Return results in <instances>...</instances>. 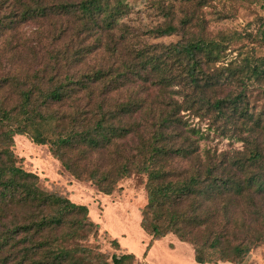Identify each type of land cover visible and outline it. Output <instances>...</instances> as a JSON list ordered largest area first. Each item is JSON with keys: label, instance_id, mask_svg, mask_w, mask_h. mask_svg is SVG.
<instances>
[{"label": "trees", "instance_id": "obj_1", "mask_svg": "<svg viewBox=\"0 0 264 264\" xmlns=\"http://www.w3.org/2000/svg\"><path fill=\"white\" fill-rule=\"evenodd\" d=\"M181 1L203 8L218 0ZM21 5L13 13L14 24L50 17L71 19L73 27L62 22L53 40L70 30L78 38L95 37V49L104 46L106 50L111 49L110 35L127 8L125 0H27ZM162 11L167 18L171 14L170 8ZM8 20L10 17H0V29H6ZM260 20L262 24L253 35L256 46H239L235 58L220 67L215 66L223 63L227 46L240 40L238 33L176 43L163 47L161 56L156 50L137 51L135 60L122 63L123 70L117 66L82 74L76 68L85 51H92L90 46L73 53L67 48L48 50L46 63L33 74L1 79L0 91L7 90L8 97L14 95L16 102L0 101V264L137 261L132 253L113 254L108 260L106 254L83 244L98 234V224L91 221L86 206L69 200L64 186L51 182L49 188H40L36 174L17 166L13 154L16 135L28 136L35 145H48L52 156L76 180L90 181L104 195L120 192L117 183L132 168L145 174L147 204L140 211V228L149 240L144 259L155 241L172 234L192 247L198 262L243 264L255 241L241 240L232 245L226 232L217 234L216 229H227L231 222L226 211L219 221L218 202L224 194L232 203L239 199L264 219V207L260 206L264 204V120L249 112L245 94L257 86L264 96V55L255 54L256 49L264 50V17ZM174 33L176 28L171 24L154 30L156 36ZM168 59L184 64L183 70L173 74L166 64ZM144 72L154 74L160 86L181 85L182 102L154 108L144 97L132 93L134 88L129 85L135 77L142 79ZM224 88L227 91L220 97L218 92ZM116 94H126L125 99L117 102L112 98ZM69 101L77 104V110L67 123L66 117L52 107ZM180 111L220 123L222 134L241 142L243 150L234 152L230 159H201L197 141L180 132H167L182 124ZM138 113L144 117L142 124L133 120ZM132 135L140 140L139 164L123 158L104 172L98 168L86 171L82 161L88 153L108 151L117 139ZM175 162L183 164L181 169L172 168ZM201 228L212 232L204 235ZM111 244L119 248L116 238ZM208 250L218 251L217 258L213 254L209 259Z\"/></svg>", "mask_w": 264, "mask_h": 264}, {"label": "rangeland", "instance_id": "obj_2", "mask_svg": "<svg viewBox=\"0 0 264 264\" xmlns=\"http://www.w3.org/2000/svg\"><path fill=\"white\" fill-rule=\"evenodd\" d=\"M26 1L0 0V17H10V20L4 23L6 29H0V80L8 76L23 78L25 75L33 74L46 63L48 50L62 51L67 48L73 53L90 46L89 49L92 51L88 53L85 51L86 56L82 59L81 65L76 68L78 74H82L98 68L115 69L117 66L123 70L122 63L135 60L137 51L153 53L156 50V55L161 56L163 47L176 43L182 44L197 38H219L230 33H238L241 35L240 40L227 46L223 63L215 66L220 67L235 58V49L239 46L243 45L248 49L256 46L253 35L262 24L260 19L264 17V0H218L203 8L195 7L193 2L184 3L181 0H125L126 14L118 20L110 35L113 41L109 42L111 49L106 50L104 46L95 49V37L79 36L78 38L71 35L70 30L62 37L53 40V37L57 35L55 31L60 28L62 22L65 25L69 23L73 27L71 19L59 20L58 17H50L21 20L20 23L14 24L13 13H17L21 9V4ZM162 8L163 10L171 9L168 18L164 15ZM167 24L173 25L176 33L171 36L154 34L156 28ZM11 29L13 30L10 31ZM103 40L105 41V37ZM255 54L256 56L264 55V50L256 49ZM166 64L175 75L184 68V64L180 65L175 59H168ZM153 75L144 72L142 79L135 77V82L129 85L131 89L134 88L132 93H138L144 97L147 104L154 108L165 106L164 104L173 101L182 102L184 91L181 85L160 86ZM5 91L7 90L0 91V101L8 104L15 103V96L8 97ZM226 91L227 88H224L218 92V95L221 97ZM245 94L249 112L254 116H261L264 120V96L260 88L250 87ZM125 95L116 94L112 98L120 102L125 99ZM52 110L58 111L66 117L65 121L70 123L69 118L76 113L77 104L69 101L62 107H52ZM178 117L181 118L182 124L167 132H180L183 136H188L190 140L197 141L201 159L221 160L224 156L230 159L234 152L243 150L241 142L222 134L223 129L220 123L214 124L212 120L196 118L188 111L178 112ZM133 120L142 124L144 117L142 113H138L134 115ZM13 141V154L17 166L26 172L36 174L40 180V188H49L51 182L58 183L69 191V200L72 203L87 207L89 218L98 224L99 230L98 234L94 238L90 237L89 243H83L84 245L106 254L108 260L113 254L132 253L137 258V261L132 264H188L189 258L185 252L178 249L170 256L166 251V244L162 241L152 249L148 260L142 257L148 242V235L140 228V211L147 204L145 174L136 173L132 168L127 177L118 181L116 188H119L120 192L104 195L90 181L76 180L52 156L48 145H35L28 136L16 135ZM139 142L136 135L117 139L115 145L108 151L88 153L82 165L86 164V171L98 168L104 172L110 169L111 163L121 162L123 158L133 159L139 164L141 160L137 154ZM181 166H183L182 163L179 165L175 162L172 168L178 170ZM260 206L264 207V204ZM218 208L219 221H223L221 217H223V211H226L231 222L227 229L217 228V234L224 230L227 241L232 245L241 240H252L255 241V248L264 247V219L256 216L252 208L239 199L237 203L230 202L226 194L222 195ZM200 232L207 235L210 230L201 228ZM113 238L117 239L119 248L111 244ZM201 243L198 244L201 245ZM224 244L226 243L223 242V247ZM206 253L209 259L213 254L216 258L218 256L216 250H208Z\"/></svg>", "mask_w": 264, "mask_h": 264}, {"label": "crops", "instance_id": "obj_3", "mask_svg": "<svg viewBox=\"0 0 264 264\" xmlns=\"http://www.w3.org/2000/svg\"><path fill=\"white\" fill-rule=\"evenodd\" d=\"M148 240H149V236H148ZM164 242L167 246V253L172 256L176 250H182L183 252H185L188 256V264H232L229 262H218V261H213L211 260L210 262H198L195 259V255H194V251L192 249V247L184 242L179 241L174 235L169 234L166 235L165 237H163L161 240L155 241L154 244L152 245V247L150 248L147 256H146V260H148V257L152 251L153 248H156L157 243L158 242ZM213 257V256H212ZM211 257V259H212ZM243 264H264V247L262 248H255L253 249L250 254L247 256V258L244 260Z\"/></svg>", "mask_w": 264, "mask_h": 264}]
</instances>
